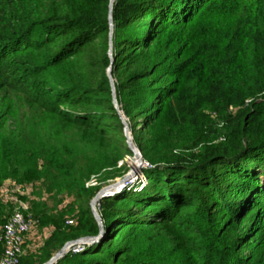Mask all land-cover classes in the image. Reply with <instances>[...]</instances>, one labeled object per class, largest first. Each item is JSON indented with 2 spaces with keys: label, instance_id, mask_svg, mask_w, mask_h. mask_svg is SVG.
<instances>
[{
  "label": "trees",
  "instance_id": "trees-1",
  "mask_svg": "<svg viewBox=\"0 0 264 264\" xmlns=\"http://www.w3.org/2000/svg\"><path fill=\"white\" fill-rule=\"evenodd\" d=\"M109 1L0 0V187L41 181L56 201L31 202L51 231L18 264L97 236L90 202L129 171ZM112 17L116 98L151 167L56 264H264V0H116ZM23 107L36 127L7 129Z\"/></svg>",
  "mask_w": 264,
  "mask_h": 264
},
{
  "label": "rangeland",
  "instance_id": "rangeland-1",
  "mask_svg": "<svg viewBox=\"0 0 264 264\" xmlns=\"http://www.w3.org/2000/svg\"><path fill=\"white\" fill-rule=\"evenodd\" d=\"M205 18H213L214 16L209 15V14H204L203 15ZM127 122V121H126ZM16 123V124H15ZM38 124V119L36 118V114L33 110L28 109L23 107L20 110L19 113V117L17 120H15V122L13 121H9L7 123V129H12L14 127H16L15 125H21L23 127V131L25 133H29L30 131H32L33 128L36 127V125ZM143 159V158H142ZM144 165L142 167V169L145 168H150L151 165L144 160ZM124 162L127 164V167L130 170H134L133 166H135L136 164L138 165L137 160L134 159L133 157H129V156H125L124 158ZM137 162V163H136ZM135 163V164H134ZM122 162H119V165H121ZM136 168V167H135ZM142 169L140 170V172H138L137 178L136 180H134V182H131V184H138V189H141L144 184H145V177L142 175ZM128 171V172H129ZM127 172V173H128ZM94 180V179H93ZM117 179H115L114 181L109 182L107 185L112 184L116 181ZM12 184H15L13 180L11 179H7L4 181L3 185L0 187V208H2L3 210V215L5 217V219L10 216V214L13 212L14 209L19 208L20 207V203L24 204L27 207V211H29L30 209V205L31 202H41L44 203L47 208H52L53 205H55V200H53L52 196L50 194H47L45 192L44 185H42V182H33V183H22V184H17L20 185L22 187V195H18L16 193H13L11 190H7L6 187L11 186ZM92 184V183H91ZM105 185V186H107ZM103 186V187H105ZM9 189H11L9 187ZM64 197V199H66V201L64 203H69V201H71L68 198H65L64 192H61V194L59 195L58 199H62ZM5 224V223H4ZM33 229L31 230L30 233H28L26 235L25 238H27L28 236L31 235L30 237V241H27L28 243L23 245V254L21 255V257L26 254L29 253L28 249H30V251H37L43 244V242L45 241V239L47 238L48 235V230L47 229H43L40 230L38 228V226H33ZM45 230V232H44ZM29 246V247H28Z\"/></svg>",
  "mask_w": 264,
  "mask_h": 264
},
{
  "label": "water",
  "instance_id": "water-1",
  "mask_svg": "<svg viewBox=\"0 0 264 264\" xmlns=\"http://www.w3.org/2000/svg\"><path fill=\"white\" fill-rule=\"evenodd\" d=\"M116 0H110L109 1V14H108V22H109V58L111 61V65L107 70V76L110 82V86H111V91H112V102H113V106L117 112V114L119 115V118L123 124L124 127V137L126 138L127 144L129 149L132 151L134 159L137 160L138 162V167L136 169V171H132L130 170L128 173H126L123 177L118 178L114 183L109 184L105 187H102L97 193L96 195L93 197V199L90 202V209L92 212V215L96 221V223L98 224V228H99V233L97 236H87V237H81L75 240H71L66 242L47 262L43 263V264H56L60 259H62L67 253L70 252V248L73 246H86V245H91L94 244L96 242H98L101 237L104 235V228H103V223H102V219L100 214L97 211V204L99 203V201H101L104 198H108V197H112L114 194L119 193L123 188H125L128 184H130L131 182H134V180H136L137 178V173L140 172V170L142 169L143 165H144V161L142 159L141 153L140 151L136 148L132 136H131V132H130V128L128 123L126 122L125 117L123 116L122 112L120 111L119 105H118V101L116 98V88L114 85V79H113V72H112V65L114 62L112 53H113V42H112V38H113V17H112V11H113V5L115 3Z\"/></svg>",
  "mask_w": 264,
  "mask_h": 264
},
{
  "label": "built area",
  "instance_id": "built-area-1",
  "mask_svg": "<svg viewBox=\"0 0 264 264\" xmlns=\"http://www.w3.org/2000/svg\"><path fill=\"white\" fill-rule=\"evenodd\" d=\"M9 187H6V192L11 190L19 196L22 195L23 190L20 185L12 184ZM36 224L37 221L27 211L24 204L20 203V207L13 210L0 230V245L2 247L0 264H18L23 254L25 237ZM66 224L73 225L74 220L67 219ZM83 249L84 246H73L70 248V252L76 254Z\"/></svg>",
  "mask_w": 264,
  "mask_h": 264
},
{
  "label": "crops",
  "instance_id": "crops-1",
  "mask_svg": "<svg viewBox=\"0 0 264 264\" xmlns=\"http://www.w3.org/2000/svg\"><path fill=\"white\" fill-rule=\"evenodd\" d=\"M32 229H33V228H32ZM32 229H31V230H32ZM46 229L48 230V232H49L48 235H49L51 229H49V228H46ZM31 230H30V232H31ZM30 232H29V233H30ZM44 232H45V230H44ZM48 235H47V236H48ZM30 237H31V235L28 236L27 238H25V244L28 243L27 241H30ZM28 247H29V246H28ZM28 251H29V253L33 252V251H30V249H28Z\"/></svg>",
  "mask_w": 264,
  "mask_h": 264
},
{
  "label": "bare ground",
  "instance_id": "bare-ground-1",
  "mask_svg": "<svg viewBox=\"0 0 264 264\" xmlns=\"http://www.w3.org/2000/svg\"><path fill=\"white\" fill-rule=\"evenodd\" d=\"M136 163H137V162H136ZM135 167H136V168H135ZM137 167H138V165L136 164V165L134 166V170H133V171H136Z\"/></svg>",
  "mask_w": 264,
  "mask_h": 264
}]
</instances>
